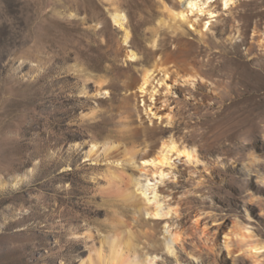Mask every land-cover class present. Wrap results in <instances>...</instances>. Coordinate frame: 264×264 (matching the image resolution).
I'll use <instances>...</instances> for the list:
<instances>
[{
	"label": "rangeland",
	"instance_id": "1",
	"mask_svg": "<svg viewBox=\"0 0 264 264\" xmlns=\"http://www.w3.org/2000/svg\"><path fill=\"white\" fill-rule=\"evenodd\" d=\"M166 3L177 5L0 0V264H102L116 234L144 264H264V252L235 258L224 248L238 227L264 243V0L228 8L214 0L213 17H195L210 23L205 36L189 26L176 32ZM118 8L130 45L113 19ZM181 38L203 52L164 60L178 81L160 86L153 112H172L174 125L136 132L142 119L131 114L126 83L158 60V44L172 50ZM238 58L251 81L232 75ZM171 136L196 155L161 168L139 163L168 213L153 217L139 208L144 198L128 197L140 170L125 151H159ZM115 152L117 162L107 160ZM166 226L180 235L173 252Z\"/></svg>",
	"mask_w": 264,
	"mask_h": 264
},
{
	"label": "bare ground",
	"instance_id": "2",
	"mask_svg": "<svg viewBox=\"0 0 264 264\" xmlns=\"http://www.w3.org/2000/svg\"><path fill=\"white\" fill-rule=\"evenodd\" d=\"M176 1L177 5H173V9L171 8L172 6L170 4H165V10L170 12L171 19L175 20L176 22V25L173 29H175L176 32H179L183 30V26H189L192 31L205 36V32L208 29L210 23L208 22L204 25V27H201L199 17L206 13H209L211 17L215 15V8L212 5V2L214 0ZM233 1L234 0H224L225 7L228 8ZM207 8H209V10H207ZM196 16L199 17L195 18ZM113 19L118 25L125 29L123 38L124 43L130 45L132 32L130 30L128 16L123 10L118 8L117 11L113 14ZM183 32L185 31L183 30ZM181 40L182 38L179 39V43H176L177 45L175 49L172 50H170L166 45L158 44V42H155L156 45L158 44V46H161V53L158 60L152 63V59L154 57L156 58L154 54L149 61H146V65H144L143 67L142 76L135 78L132 82L126 83L127 91L125 100L129 102L134 101V104L129 107V109L131 110V114L132 116H138L140 119H142V123H140L138 125L139 127H136L135 129L136 132H143L146 128H150L151 123H153L154 128L158 130L160 129V120H165L168 126L174 125L175 117L173 116L172 112H170L168 115L161 114L159 109L156 112H153V100L160 91V86H163L166 88V90H169V80L172 79L174 82L178 81V79L174 76L175 73L166 66V61H164L165 59H167V61L170 60L175 63L178 59L184 58L185 60L182 61L185 62L193 56L194 59H197L203 52L200 47H192V43H194V41H190L186 44H181ZM127 56L134 61H136L139 57L136 51L128 52ZM233 62L235 64V69L232 75H234L236 79L239 78L241 80L243 79L242 76L244 75L249 81L254 78L252 69L246 60L244 61L238 58ZM250 85L251 83L249 84V86ZM144 113H146V116L149 117V121ZM162 131L165 132L164 130ZM95 147L96 146H94L88 152V156L92 159L93 157L98 155L95 152ZM125 153V155L129 157L130 163L132 165H135L136 167L139 166L137 169L140 170L138 177L132 180L134 191H132L128 195L129 199L144 198V200L142 202L139 201L138 204L139 208L141 207L140 210L145 214L151 215L153 217L167 215L168 213L166 212L165 207L159 198L157 190L158 186L157 184L153 185L151 183V181H154L156 178L150 177V175L147 174L145 164L151 162L152 165L161 168L170 164L172 161V156L174 155H177L178 158L185 156L189 161H191L192 158H194L196 155V150L189 151L187 149H183L180 143L173 136H171L170 138H166L162 142L159 151L152 150L150 152L138 154L137 152H133L127 149ZM119 154V152H115L113 156H110V154L107 153L106 158L107 160L113 161L115 163L117 161L114 160V157L118 156ZM141 161H144L145 164L139 165ZM158 174H160L161 176H165V173H163L162 171H159ZM260 181L264 184L263 176L260 178ZM262 213L264 215V208ZM166 234L168 235V237H166L164 243L167 246L169 252H173L174 245L180 239V235L178 233L172 234V231L167 226ZM106 241L109 244L110 249L108 248L107 250H105L104 247L101 249L98 260L102 262V264H104V262L105 264H144V262L136 254L134 256H131L129 254V252L127 251L128 246L123 241H121L119 235L116 234L110 236ZM262 242L263 241L259 242V239L256 238V235L249 228L238 227L236 231L232 230L226 235L224 248H226L228 253L235 258L247 254L250 257L257 259L264 252V243ZM237 245H239L241 249H238ZM155 259L156 257H153L149 259V262L151 264H154Z\"/></svg>",
	"mask_w": 264,
	"mask_h": 264
}]
</instances>
